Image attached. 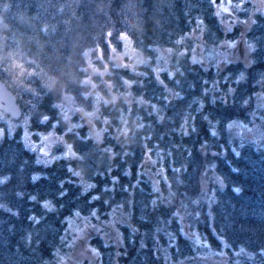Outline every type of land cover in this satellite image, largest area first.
I'll use <instances>...</instances> for the list:
<instances>
[{"label": "trees", "instance_id": "16d2710c", "mask_svg": "<svg viewBox=\"0 0 264 264\" xmlns=\"http://www.w3.org/2000/svg\"><path fill=\"white\" fill-rule=\"evenodd\" d=\"M193 27L207 45L237 34L236 26L223 32L212 0H0V79L31 131L55 124L67 147L42 161L21 127L1 137L0 264H51L73 212L116 208L119 240L88 237L96 264H262L264 142L230 141L226 125L245 119L259 93L264 110V13L254 12L243 33L247 64L176 55L178 37ZM119 32L145 52L170 46L169 63L160 81L149 72L129 82L125 68L110 69L111 87L147 105L97 102L101 130L90 136L77 110L64 118L56 101L66 94L77 108L94 107L83 49ZM218 249L224 263L206 257Z\"/></svg>", "mask_w": 264, "mask_h": 264}, {"label": "rangeland", "instance_id": "374dc122", "mask_svg": "<svg viewBox=\"0 0 264 264\" xmlns=\"http://www.w3.org/2000/svg\"><path fill=\"white\" fill-rule=\"evenodd\" d=\"M212 6L223 32L228 33L236 26L237 34L232 38H221L217 45H207L202 39L201 29L193 27L178 37L177 42L180 48L175 54L186 51L189 57L202 65L212 62L221 67L226 61L236 59L247 64L250 59L251 43L244 39L243 33L250 25L254 12L264 13V0H215V4L212 2ZM171 50L172 48L167 45H155L152 53L145 52L143 49L135 47L125 32H119L113 38L106 36L104 43L96 42L83 49V80L87 83V87L95 93L96 104L94 107L91 109L77 108L72 99L63 94L56 101L57 109L63 117L65 111L77 110L80 120L86 122L88 134L90 136L98 135L101 125L96 124L93 119L98 112L95 108L98 106L97 102L123 96L127 101L134 99L138 103L147 105L145 104L147 100L140 94H133L132 92L125 94L121 90L111 87L106 77L109 70L115 66L125 68L131 73L129 82L139 80V75L149 72L160 81L158 74L168 66ZM128 80L126 84H128ZM256 98V103L249 110L245 119L233 118L227 122L230 141L248 139L257 143L264 142L263 94L259 93ZM67 123L68 125H75L71 120H67ZM0 125L5 132L4 134L17 133L16 130L21 127L27 146L35 151L38 160L48 161L55 156L66 154V144H64L60 134L55 131V124L45 131L34 132L27 125L24 117L14 119L2 114L0 115ZM210 178L213 181H219L214 173L210 174ZM202 185L206 188V181H202ZM118 220H120V214L117 208L107 215L73 212L67 218L63 231L62 247L55 251L51 264H78L83 258L92 264H96L97 255L93 251L88 237L93 233H99L107 239L119 240ZM209 252L210 254H207L206 257L211 260L224 263L227 259L225 251L221 249ZM165 261L171 263L169 259Z\"/></svg>", "mask_w": 264, "mask_h": 264}, {"label": "water", "instance_id": "95a60500", "mask_svg": "<svg viewBox=\"0 0 264 264\" xmlns=\"http://www.w3.org/2000/svg\"><path fill=\"white\" fill-rule=\"evenodd\" d=\"M5 111L13 117L19 116L21 110L12 90L0 79V112ZM72 155L71 151L68 150Z\"/></svg>", "mask_w": 264, "mask_h": 264}, {"label": "snow or ice", "instance_id": "6c2138e0", "mask_svg": "<svg viewBox=\"0 0 264 264\" xmlns=\"http://www.w3.org/2000/svg\"><path fill=\"white\" fill-rule=\"evenodd\" d=\"M212 2L215 4V0H212ZM237 7H238V5H237ZM225 11H227V9H225ZM44 119L47 120L48 117H45ZM32 179L35 180V179H37V178H36V177H33ZM234 191H236L237 193H239L240 189H239V188H236V189H234ZM97 198H98V197H97ZM33 199H35V197H33ZM44 207L47 208V207H48V204L45 203ZM32 219L34 220V222L39 223V221L36 220V218H32ZM93 251H95V250H93Z\"/></svg>", "mask_w": 264, "mask_h": 264}, {"label": "flooded vegetation", "instance_id": "af4514ba", "mask_svg": "<svg viewBox=\"0 0 264 264\" xmlns=\"http://www.w3.org/2000/svg\"><path fill=\"white\" fill-rule=\"evenodd\" d=\"M5 115L6 114V116H8V117H11V118H14V119H16V118H19V116L18 117H12L10 114H8L7 112H5V111H1L0 112V115ZM46 129H44V131H45ZM40 131H42V130H40ZM5 132L3 131V129H2V126L0 125V139H1V137L3 136V134H4Z\"/></svg>", "mask_w": 264, "mask_h": 264}, {"label": "clouds", "instance_id": "9594fccd", "mask_svg": "<svg viewBox=\"0 0 264 264\" xmlns=\"http://www.w3.org/2000/svg\"><path fill=\"white\" fill-rule=\"evenodd\" d=\"M13 67H21V66L14 61L13 62Z\"/></svg>", "mask_w": 264, "mask_h": 264}]
</instances>
